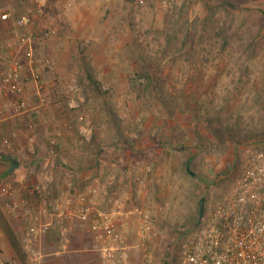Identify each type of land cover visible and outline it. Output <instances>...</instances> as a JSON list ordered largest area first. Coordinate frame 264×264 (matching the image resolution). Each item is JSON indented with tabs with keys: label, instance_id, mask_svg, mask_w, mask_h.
<instances>
[{
	"label": "rangeland",
	"instance_id": "374dc122",
	"mask_svg": "<svg viewBox=\"0 0 264 264\" xmlns=\"http://www.w3.org/2000/svg\"><path fill=\"white\" fill-rule=\"evenodd\" d=\"M11 1L0 0V16L12 17L21 6L24 13L33 11L27 33L48 107L39 106L33 90L26 111L14 115L21 121L20 155L8 154L16 138L0 136V194L10 187L11 195L22 190L28 197L26 189L39 186L30 197L49 196L64 171L89 170L85 182L111 179L108 195L127 192L132 204L152 209L158 232L148 264H175L182 240L170 244L195 228L200 198L205 213L231 188L245 156L264 152V139L260 145L243 141L264 136V0H191L186 8L190 0H40L39 6L14 0L13 8ZM206 3L213 10L209 19ZM11 24L0 27L4 42L13 34ZM177 27L190 37L191 58L174 56L175 47L165 52L166 35ZM221 30L228 41L224 48ZM1 54L0 64L9 55ZM144 68L162 79L163 104L136 87ZM0 110L5 117L1 105ZM216 131L232 143L218 141ZM179 145L182 153L170 150ZM11 159L28 167L27 178L34 182L51 181L45 188L29 181L16 189L7 178L11 173L5 175ZM66 164L83 166L74 170ZM135 178L146 182L140 194L150 203L136 199ZM22 252L23 264H32Z\"/></svg>",
	"mask_w": 264,
	"mask_h": 264
},
{
	"label": "built area",
	"instance_id": "2783aa9c",
	"mask_svg": "<svg viewBox=\"0 0 264 264\" xmlns=\"http://www.w3.org/2000/svg\"><path fill=\"white\" fill-rule=\"evenodd\" d=\"M30 2L39 6L40 0ZM33 17V11L27 10L13 20V34L5 42L9 55L1 62L0 93L14 115L26 111L25 89L29 83L34 86L39 106L44 110L48 107L43 96L45 86L38 70L39 62L29 48L31 35L27 30ZM0 20L9 21V14H2ZM134 181L135 197L142 201L140 192L146 182L142 178ZM111 183V179L101 184L94 178L75 196L69 194L54 200L52 210L61 220L75 219L88 224L97 245L99 264H129L125 234L130 219L137 218V237L146 260L148 247L157 237L152 209L132 204L125 192L111 197L108 195ZM10 190L6 187L1 191L10 196ZM26 191L33 196L40 192V187L32 186ZM99 205H106V210H100ZM47 226L35 217L28 228L23 249L32 264L39 263L43 257L36 247ZM0 264L11 262L0 260ZM175 264H264V152L245 156L241 172L231 188L205 210L200 224L179 243Z\"/></svg>",
	"mask_w": 264,
	"mask_h": 264
},
{
	"label": "crops",
	"instance_id": "0c3cea01",
	"mask_svg": "<svg viewBox=\"0 0 264 264\" xmlns=\"http://www.w3.org/2000/svg\"><path fill=\"white\" fill-rule=\"evenodd\" d=\"M10 5L12 8L17 6L14 0L10 2ZM23 13L24 11L21 6L20 13L16 12L12 15V17L9 15L10 20L8 23H12L14 18H17ZM2 23H0V27H2ZM28 30L30 31V29ZM29 34L31 33L29 32ZM0 39L2 40L0 45L1 55H6L8 50H6L5 47V39H2L1 37ZM55 42H57V40H55ZM29 48L33 49L32 41L29 44ZM0 65L1 80L3 68L2 64ZM25 90V97L30 100L32 98L31 94L34 90L33 84H27ZM56 94L57 93L54 95L53 91L54 100H57L55 97ZM0 105L3 106L5 112V117H2L1 119L2 125H0V136H8L10 139H12V137L16 138V140L12 139L9 141L11 143L10 147L7 148L9 151L8 154L11 156L20 155L22 152V132L20 125L18 124V122H21L20 118H16L14 116L8 102L2 99L1 96ZM8 120L9 122L6 123ZM41 128L42 130L40 131V134L44 136L46 131L43 126ZM12 161H16L18 163V167L10 174L8 172V168ZM66 165L67 168L74 170H79L83 166L81 164ZM5 170L10 174L7 175V178L12 180L16 189H21L22 185L28 183L29 181H31L29 183H42L41 185L44 184V187L47 186L46 182H49L51 179L50 177L42 179L36 177L37 180L34 182V180L29 179V177L27 178L28 172L26 170H28V167L24 164H20L18 160L13 159L9 161ZM69 172L64 171L65 177L56 179V182L53 184L51 190L52 192L49 190L47 193L49 196H45L43 194V196L38 195L34 197H27L24 193L22 194V190L21 193L14 192L10 196H6L2 193L0 194V260L11 262V264H23V241L33 218L39 217L41 223L48 225L39 239V250L43 253V260L40 264H99L96 254L97 245L94 242L92 233L88 230V224L81 223L75 219L61 220L52 210V203L54 200L69 194L75 196L74 194L78 191V185L79 187H82L90 183V181L85 182L90 177L89 170H83L82 172L75 171L72 175H70L71 172ZM71 177L73 179L72 181L70 180ZM99 199L100 200L98 201H101V198ZM141 199L142 202L144 200L147 202L149 197L144 195ZM98 208L105 211L107 207L106 205H99ZM128 208H131V205H129ZM135 223H138L137 218H131L128 230L125 234V241L128 246L129 264H148L152 259L150 250H154L155 240H152L150 243L147 252L148 254L146 255L147 259L145 260L139 243V238L137 237V227ZM156 232L158 231L156 230ZM133 234L135 235L134 240L128 244V239Z\"/></svg>",
	"mask_w": 264,
	"mask_h": 264
},
{
	"label": "trees",
	"instance_id": "16d2710c",
	"mask_svg": "<svg viewBox=\"0 0 264 264\" xmlns=\"http://www.w3.org/2000/svg\"><path fill=\"white\" fill-rule=\"evenodd\" d=\"M191 4L192 1H188L187 4L183 5V8H186L188 4ZM2 5V2H1ZM0 5V9L2 8V6ZM228 5L227 3H221L219 6L220 7H224ZM204 9L206 10V12L209 14H207V19L211 18V16H213V10H212V6L210 4H205ZM206 24V23H205ZM176 31L174 32H169V34L166 35V40H165V48L167 53L171 52L172 49L171 48H176V52H174L173 54H175L174 56L176 57H181L182 55H187L188 58H191L193 56V49L190 46V40H189V36L186 33H182L181 29L179 27H177L175 29ZM219 37H222V48L226 47L228 44V41L225 39V37H223V30L220 31V33H218ZM181 36V37H180ZM87 77H88V81L90 83H94L93 79L91 77V75L89 73H87ZM137 79L134 80L136 87H139V91H142L143 93H147L150 92L152 93L155 98L158 101L162 102V94H161V84H162V79L156 75V73H152L151 71H149V69L144 68L139 74H137ZM141 93V92H140ZM163 104V102H162ZM216 121L219 123V125L222 123L223 120H221L220 118H217ZM210 124H212V122H210ZM226 127V126H225ZM218 130V129H217ZM219 131V130H218ZM216 131L215 132V136L217 137L218 141H222L225 140L226 142H231L232 143V138H228L226 137L224 134L220 133ZM264 139V136H260V135H249L247 137L244 138V142L245 144L248 143H254L256 145H260L262 144ZM190 161L186 162L185 165H188ZM6 174H9L6 172ZM192 180H197L196 177L191 178ZM199 181L201 183H204L203 179L199 178Z\"/></svg>",
	"mask_w": 264,
	"mask_h": 264
},
{
	"label": "water",
	"instance_id": "95a60500",
	"mask_svg": "<svg viewBox=\"0 0 264 264\" xmlns=\"http://www.w3.org/2000/svg\"><path fill=\"white\" fill-rule=\"evenodd\" d=\"M184 146L179 145V146H172L170 147V150L174 153H182L184 151ZM18 167V163L16 161H12L10 163V166L8 168V172L12 173L16 168ZM188 171V169H187ZM190 175H193L192 173L189 172ZM204 204H205V198H200L199 203H198V216H197V220L194 224V227H197L201 220L204 217ZM187 236L186 232H182L180 233L170 244V248H172L174 245H176L177 243H179L181 240H183L185 237Z\"/></svg>",
	"mask_w": 264,
	"mask_h": 264
}]
</instances>
